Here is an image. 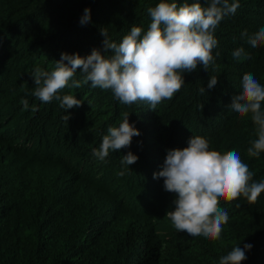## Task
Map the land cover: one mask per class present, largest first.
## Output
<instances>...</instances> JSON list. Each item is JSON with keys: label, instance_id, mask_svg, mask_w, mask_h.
I'll return each mask as SVG.
<instances>
[{"label": "trees", "instance_id": "obj_1", "mask_svg": "<svg viewBox=\"0 0 264 264\" xmlns=\"http://www.w3.org/2000/svg\"><path fill=\"white\" fill-rule=\"evenodd\" d=\"M159 2L0 0V264H219L245 244L252 248L241 264H264V193L255 203L221 201L229 220L221 239L211 240L174 228L166 213L174 210L175 194L154 178L168 150L202 136L210 150L238 151L253 180H264V152L247 155L256 126L250 115L240 118L230 108L246 72L264 86V45L253 49L241 37L264 28V0H238L236 13L215 29L218 45L208 71L198 64L183 73L182 89L155 110L145 102L121 104L91 82L59 93L82 101L67 111L55 99L42 103L32 95L35 67L52 71L61 53L86 57L103 50L101 29L117 44L132 26L146 31L148 9ZM85 8L91 18L82 25ZM239 47L248 55L237 60L232 53ZM211 76L218 83L209 89ZM73 79L83 80L80 69ZM22 99L29 101L27 110ZM125 112L140 135L99 161L93 149ZM128 152L138 160L122 165Z\"/></svg>", "mask_w": 264, "mask_h": 264}, {"label": "clouds", "instance_id": "obj_2", "mask_svg": "<svg viewBox=\"0 0 264 264\" xmlns=\"http://www.w3.org/2000/svg\"><path fill=\"white\" fill-rule=\"evenodd\" d=\"M205 3L207 7L202 6L200 0L191 3L186 0L181 4L160 0L148 9L151 22L147 30L132 26L119 44L111 41L108 32L101 29L105 38L103 50L94 48L86 57L61 53L52 71L35 67L31 74L35 85L32 95L42 103L55 99L67 111L81 106L82 101L74 95L59 93L65 88H80L91 82L92 88L111 90L121 104L145 102L155 110L182 89L183 73L195 71L198 64L208 71L214 62L213 50L218 45L215 29L239 8L238 0H205ZM90 18V9L85 8L80 23L87 24ZM241 37L255 49L264 45V28L251 35L245 30ZM232 55L239 60L248 54L239 47ZM77 69L83 74V80L73 79ZM217 83L218 78L211 76L208 88H214ZM199 91L203 94L206 90L201 87ZM262 102L264 86L252 73L246 72L239 95L233 98L230 108L240 118L250 115L256 126L257 139L251 141L247 149L249 157H258L264 152ZM21 104L25 110L29 108L27 99H22ZM32 110L37 109L33 106ZM65 119L68 120L69 115ZM139 135L134 124L129 123V113L125 112L120 125L108 129L99 147L93 149V155L105 162L110 152L129 147L132 138ZM137 160L136 155L128 152L121 158V164L129 166ZM118 175L123 176L125 172ZM253 176L238 151L210 150V141L202 136H192L183 149L168 150L162 170L154 173V178H163L164 189L175 194L174 210L166 213L174 228L211 240L221 239L223 225L229 220L228 212L220 206L221 201L230 203L244 197L249 203H255L264 193V180L254 181ZM251 248V244H245L243 249L237 245L220 257L219 264H241L247 259L246 250Z\"/></svg>", "mask_w": 264, "mask_h": 264}]
</instances>
